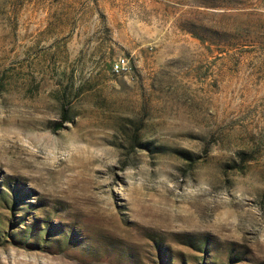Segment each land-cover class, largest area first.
Returning a JSON list of instances; mask_svg holds the SVG:
<instances>
[{
  "label": "rangeland",
  "instance_id": "1",
  "mask_svg": "<svg viewBox=\"0 0 264 264\" xmlns=\"http://www.w3.org/2000/svg\"><path fill=\"white\" fill-rule=\"evenodd\" d=\"M0 264H264V0H0Z\"/></svg>",
  "mask_w": 264,
  "mask_h": 264
},
{
  "label": "built area",
  "instance_id": "2",
  "mask_svg": "<svg viewBox=\"0 0 264 264\" xmlns=\"http://www.w3.org/2000/svg\"><path fill=\"white\" fill-rule=\"evenodd\" d=\"M127 57L126 56H119L114 60L112 63V71L115 73H119L127 68Z\"/></svg>",
  "mask_w": 264,
  "mask_h": 264
},
{
  "label": "trees",
  "instance_id": "3",
  "mask_svg": "<svg viewBox=\"0 0 264 264\" xmlns=\"http://www.w3.org/2000/svg\"><path fill=\"white\" fill-rule=\"evenodd\" d=\"M111 68H112V64H111ZM67 108L65 107L64 109H63V117H64V119L65 120H68V113H67V110H66ZM63 125V123H59V126H56L57 128H60V126H62Z\"/></svg>",
  "mask_w": 264,
  "mask_h": 264
}]
</instances>
